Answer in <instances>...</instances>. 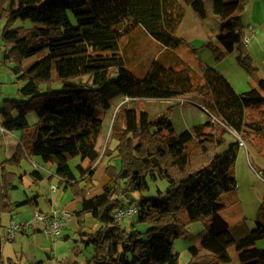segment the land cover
Masks as SVG:
<instances>
[{
	"label": "trees",
	"instance_id": "obj_1",
	"mask_svg": "<svg viewBox=\"0 0 264 264\" xmlns=\"http://www.w3.org/2000/svg\"><path fill=\"white\" fill-rule=\"evenodd\" d=\"M247 0H0L4 58L16 62L12 72L23 81L22 99L8 100L0 110V126L17 135V151L0 161V264L2 214L29 204L36 196L12 201L15 174L23 158L39 157L55 168V176L80 200L79 230L71 248L72 264H167L176 261L174 240L188 223L201 221L205 234L188 248L187 264H264V209L255 226L243 220L229 223L219 211L224 193L235 188L233 173L239 140L233 131L264 155V79L236 92L216 69L201 65L180 69L156 59L146 76L137 78L125 68L120 41L142 27L161 47L174 51L183 40L176 30L190 7L201 20L215 22L213 37L247 71L256 68L246 50L240 23ZM21 25H16L17 21ZM30 25L25 26L24 22ZM212 47L211 43L208 44ZM40 55L22 68V61ZM202 97L199 107L215 120L195 124L179 133L165 114L136 107L145 99H176L188 94ZM116 99H121L118 103ZM36 113L30 124L27 115ZM110 140L116 146L109 149ZM111 153V154H110ZM104 156L117 162L105 167L108 181L88 196L98 163ZM78 157L75 170L69 160ZM33 183L42 179L30 173ZM264 176V171H262ZM264 178V177H263ZM166 181L164 190L150 191V181ZM139 193V197H134ZM138 206L136 222L148 224L143 232L123 228L113 217L116 208ZM100 226L85 230L84 216ZM64 238V240H69ZM234 250V257L231 256ZM86 256H82L83 251ZM82 260L79 261V258Z\"/></svg>",
	"mask_w": 264,
	"mask_h": 264
},
{
	"label": "rangeland",
	"instance_id": "obj_2",
	"mask_svg": "<svg viewBox=\"0 0 264 264\" xmlns=\"http://www.w3.org/2000/svg\"><path fill=\"white\" fill-rule=\"evenodd\" d=\"M239 19L243 26V31L251 38L250 42L246 45V50L252 59V65L256 68L252 72L247 71L236 61V52H227L217 43L213 37V30H215L213 16L210 15L208 19L201 20L188 6L185 7L183 19L176 30V35L183 40V43L174 51L162 48L142 27H137L128 36L123 37L120 41V46L124 54L125 68L131 71L137 78L142 79L146 76L156 59L167 64H172L177 69L186 65H190L194 69L199 68L201 65H211L225 75L237 92L248 90L251 87L257 86L260 78L264 79V0H247L241 13H239ZM20 23L21 21L19 20L16 25H21ZM24 23L25 26L30 25L29 21H25ZM248 26L255 28L253 36V33L248 31ZM1 27L2 22H0V33ZM210 43L212 47L208 45ZM4 52L5 45L0 35V110L4 108L6 101L10 99H22L18 89L22 86L23 81L17 80V76L12 72V68L16 65V62L12 59L4 58ZM38 59H40V55L28 57L22 61L21 67L27 68ZM198 96L200 95L195 93L182 96V98L189 100L187 102L167 99L154 100L151 103L150 100L145 99L137 102L136 107L141 110H146L150 114H165L172 122L175 132L179 133L191 128L195 124H204L210 119L215 120L206 110L205 112L201 107L196 105L202 103L203 100L201 96ZM120 100L116 99L115 102L118 103ZM27 118L30 124H34L38 120L34 112H30ZM234 135L237 137L233 131H228L225 134V138L227 141H230ZM115 146L116 140H110L109 149L111 150ZM240 149V153L237 154L233 167L236 185L233 190L224 193L221 197L220 202L223 208L219 213L230 224L243 220L248 229H253L255 226L254 219L258 209H264V176L262 175V171H264V155L258 151L257 147L248 142H245V146H241ZM32 159L23 158L20 163L25 169L28 168L30 170L32 168L31 161H36L43 167L48 168L39 157L36 156ZM78 162V157L69 160L75 172V166ZM108 162L112 164L117 162V160H111L110 156H104L101 159L91 181L90 196L98 194L101 191L102 185L108 181L109 177L105 171ZM8 167L10 166L8 165ZM52 177L54 179L52 181L55 183L59 181L57 176L52 175ZM41 183L43 185L33 183L32 188H37L39 193L47 191L48 194L49 181H42ZM166 185V181H150V191L144 192L143 195H153L155 194L156 188L164 190ZM60 192L58 188V193ZM66 194L68 196L67 199L70 201V198L73 196L70 188L66 189ZM139 196V193L134 195V197ZM42 199H46V197ZM8 216V213H3L2 221L6 222ZM12 221L16 223L20 222L17 219ZM119 223L123 228L128 229L130 227L127 219ZM98 225L100 224L98 223ZM148 226L146 223L135 221L134 226L131 228L137 229L144 234ZM204 234L205 228L201 221L188 223L185 226V234L176 238L173 243V250L179 253L178 259L167 264H187L190 260L188 248L193 245H198ZM62 243L66 244L64 247L70 246V249L74 245L73 238ZM11 244L8 241L4 242L6 250L3 252V264H12L7 259L9 255L7 253H9ZM59 244L61 243L59 242ZM256 245L259 248H264V238L258 240ZM87 254L88 252L84 250L81 255L84 257ZM234 255V250L231 249V256L234 257ZM27 257L24 258L22 264H28Z\"/></svg>",
	"mask_w": 264,
	"mask_h": 264
},
{
	"label": "crops",
	"instance_id": "obj_3",
	"mask_svg": "<svg viewBox=\"0 0 264 264\" xmlns=\"http://www.w3.org/2000/svg\"><path fill=\"white\" fill-rule=\"evenodd\" d=\"M252 33H253L252 34L253 36L255 33V28H254V32ZM207 66L214 68L211 65H207ZM219 73L222 74L221 72ZM222 75L225 77L224 74ZM147 100H150L151 103H153L154 100H167V99H147ZM203 110L205 111V109ZM18 145H19V140H18L17 135L4 130L0 126V161L9 159L17 151ZM240 150L241 149L239 148L237 154L240 153ZM46 165L48 167L47 169H49L53 173L55 172L54 166H51L47 163ZM8 169L9 171L14 172L16 176L14 183L17 184V187L15 189L8 192L9 199L12 201H26V200L31 199L34 196H36L37 198L36 199L37 206L32 207L29 204H27L23 206L22 208L20 207L19 209L9 214L8 220L6 222H3V229L1 231L2 234H3L4 228L12 220L17 219L23 224L21 231H19L15 235L14 239L12 241H8V243H12L9 248V253H7L9 254L7 256L9 263L22 264L24 258L28 256L26 259L28 264H72L73 258L70 255V252H71L70 246L64 247L66 244L62 242L65 241L64 238L66 239L69 238V235H71L72 238L77 237L75 232L78 231L80 227L78 224V218L76 215H74V211L79 210L80 208L79 198H75L74 196H72V198L70 199L74 201H71V200L69 201L67 199L68 196L66 194V188L64 189V185L60 183L59 181L55 183L54 181H52L54 180L52 179L53 178L52 174H48L43 171H39V173L43 177L41 180H39L38 183L43 185V183H41L42 181H47V180L49 181L50 186H49L48 194H47V191L45 192L42 191L41 193H39L37 188L36 189L32 188L33 180H32L30 173L36 170L33 167V165H32L31 170L28 168L25 169V167H23L22 165H20L18 168L10 166L8 167ZM0 176H1V172H0ZM53 184L56 185V189L54 191H52L51 189V185ZM58 188L61 191L60 193H58ZM88 196H90L89 192H88ZM43 197H46V199H42ZM61 202L64 203V205H62ZM71 206H74V207H71ZM34 209H37L43 213H47V214L54 215V216H61L62 211H67L70 213L69 217L65 218V225L62 228V233L59 237L47 238L40 231H38V229L35 226L28 224V220L30 219L32 210ZM84 221H85L86 231L95 230L98 228V226H100L98 225L97 222H95V220H93L88 215L84 216ZM130 224L131 223H129V225ZM4 242L5 241H3V246H2L3 259H4L3 252L6 250V246L4 245ZM59 242L61 244H59ZM81 260H82V257L79 258V261Z\"/></svg>",
	"mask_w": 264,
	"mask_h": 264
},
{
	"label": "built area",
	"instance_id": "obj_4",
	"mask_svg": "<svg viewBox=\"0 0 264 264\" xmlns=\"http://www.w3.org/2000/svg\"><path fill=\"white\" fill-rule=\"evenodd\" d=\"M248 31L252 33L254 32V28L252 26H248ZM249 41H250V36L247 33H245V37H244L245 45H247ZM175 100L187 102L188 99L180 97V98H176ZM237 138L239 140V146L240 147L245 146L244 142L241 140L239 135H237ZM31 163L36 170L55 175L49 169L43 167L37 162L31 161ZM58 180L60 179L58 178ZM51 189L52 191H54L56 189V185L55 184L51 185ZM137 212H138V206L135 203H129L122 207L116 208L113 212V217L117 222L127 219L130 223L131 220H133L134 217H136ZM69 215L70 213L67 211H62L61 216H54L47 213H43L37 209H34L32 210V214L30 219L28 220V224L35 226L38 229V231H40L47 238H57L61 235L62 228L65 225V218L69 217ZM22 225L23 224L21 222L16 223L14 221H11L4 228L2 239L4 241H12L15 235L19 231H21Z\"/></svg>",
	"mask_w": 264,
	"mask_h": 264
}]
</instances>
